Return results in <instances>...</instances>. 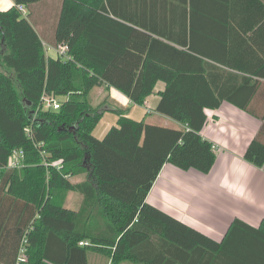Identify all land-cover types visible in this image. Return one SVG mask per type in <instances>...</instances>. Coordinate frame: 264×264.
<instances>
[{
    "label": "trees",
    "instance_id": "obj_1",
    "mask_svg": "<svg viewBox=\"0 0 264 264\" xmlns=\"http://www.w3.org/2000/svg\"><path fill=\"white\" fill-rule=\"evenodd\" d=\"M12 1L0 10V264H88L89 253L110 264H264V218H235L216 241L146 200L166 163L211 169L201 131L223 101L260 120L243 158L264 164V0H61L48 43L67 57L46 55L29 11L42 0ZM157 82L154 110L176 127L91 97L115 88L143 105ZM44 94L59 107L44 109ZM108 110L117 125L97 138ZM15 150L20 165L9 167ZM70 192L77 209L65 206Z\"/></svg>",
    "mask_w": 264,
    "mask_h": 264
},
{
    "label": "crops",
    "instance_id": "obj_2",
    "mask_svg": "<svg viewBox=\"0 0 264 264\" xmlns=\"http://www.w3.org/2000/svg\"><path fill=\"white\" fill-rule=\"evenodd\" d=\"M60 4L61 0H42L31 5V18L35 20L44 38L47 56H51L47 52V43L53 40ZM12 5L13 1L10 0L3 7L6 9ZM5 9L0 7V10ZM257 78L264 83V67ZM163 87V82H157L154 92L146 97L143 105L132 104L115 88L106 91L98 87L94 92H97V100L98 97L100 101L106 98L113 109L122 110L131 119L176 127V121L154 110L159 100L157 93ZM115 98L121 102L114 103L112 99ZM262 98L257 96L256 100ZM97 100L96 103L99 102ZM206 114L207 122L201 135L213 145L215 160L211 169L203 173L193 168L183 170L166 163L158 173L146 200L220 241L233 219L239 218L252 226H258L264 218V164L257 167L243 158L249 141L259 129L260 120L228 101H223L215 109H207ZM117 120L115 112L105 111L92 134L102 138L110 127L117 125ZM78 195V202L68 208H78L81 201V195ZM23 251H20L19 257L24 254ZM88 264H110V259L89 253Z\"/></svg>",
    "mask_w": 264,
    "mask_h": 264
},
{
    "label": "built area",
    "instance_id": "obj_3",
    "mask_svg": "<svg viewBox=\"0 0 264 264\" xmlns=\"http://www.w3.org/2000/svg\"><path fill=\"white\" fill-rule=\"evenodd\" d=\"M18 9L21 10L23 13H26L25 8L22 5H17ZM57 53L58 55H61L63 57H67V46L62 44L59 45L57 48ZM41 103H42V107L44 109H57L59 107V101L54 97V96H50V95H42L41 98ZM22 156V151L21 150H15L12 152L11 157L9 159V163L8 166L9 167H17L20 165V158ZM79 245H85L87 244L86 241H79L78 242ZM19 260L24 261L26 260V256L23 254L19 257Z\"/></svg>",
    "mask_w": 264,
    "mask_h": 264
},
{
    "label": "rangeland",
    "instance_id": "obj_4",
    "mask_svg": "<svg viewBox=\"0 0 264 264\" xmlns=\"http://www.w3.org/2000/svg\"><path fill=\"white\" fill-rule=\"evenodd\" d=\"M9 1L10 0H0V7L5 9V7H3V6L9 4ZM8 8H6V9H8ZM26 10L28 11L29 9L27 8ZM47 44H48L47 45V52H48V54L51 55V56H53V57L57 56V52H56L55 48L52 45H50L49 43H47ZM91 97L93 98L92 99L93 100V103H96V100H97V92H93V94H92ZM102 97H103V95L101 96V98ZM59 99L63 100L64 98H59ZM98 100L100 101V98L99 97H98ZM112 100L116 104H119V102H121L118 98H115V99H112ZM78 198H79V195L78 194H76L74 192H70L67 195V199H66L65 206H67V207H74L73 204H76L78 202Z\"/></svg>",
    "mask_w": 264,
    "mask_h": 264
}]
</instances>
